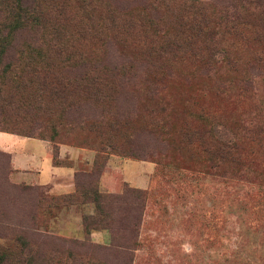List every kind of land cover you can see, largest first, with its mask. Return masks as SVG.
I'll list each match as a JSON object with an SVG mask.
<instances>
[{"label":"rangeland","instance_id":"374dc122","mask_svg":"<svg viewBox=\"0 0 264 264\" xmlns=\"http://www.w3.org/2000/svg\"><path fill=\"white\" fill-rule=\"evenodd\" d=\"M24 2L40 22L16 40L43 50L0 72V148L23 158L43 145L7 133L38 138L77 158L79 186L119 198L96 241L92 204L63 206L0 151V264H264V0ZM14 5L0 0V39ZM210 130L236 136L227 174ZM129 189L147 193L140 222Z\"/></svg>","mask_w":264,"mask_h":264},{"label":"trees","instance_id":"16d2710c","mask_svg":"<svg viewBox=\"0 0 264 264\" xmlns=\"http://www.w3.org/2000/svg\"><path fill=\"white\" fill-rule=\"evenodd\" d=\"M14 7L10 10L11 15V26H10V32L12 35L6 38L0 39V72L3 74L6 72H10V65L11 62L10 59H13L12 54H15L16 52H22L27 51V53H37L40 54L43 50L42 44L39 42L33 41L32 43H25L23 42L20 44L18 40H16V35H18L21 31L27 32V29L32 28V33H34L37 30V26L39 25L37 18H32L33 24L29 21V15L32 13L28 10L31 8V6H27L24 2V0H13ZM152 91V90H151ZM245 133H249L245 129ZM196 134V133H195ZM194 134V135H195ZM190 136L192 135V132L189 133ZM208 135L211 137L209 141L203 143V144H211V142H214V147L216 148V153L214 154V158L217 159L218 167L220 170H222V174H227V170L223 167V165L227 163H232L238 165L239 159H240V148L236 139V136L234 135L232 138H220L213 135L212 130L208 131ZM27 137V136H26ZM30 137V136H28ZM35 138V137H31ZM36 139V138H35ZM38 139V138H37ZM40 140V139H39ZM264 143V141H263ZM53 150H56L53 148ZM209 151V150H208ZM56 153L58 151H53V157H52V163L54 166L59 167H71L70 165H62L59 161H57ZM92 172L86 173L87 175H90ZM233 176L237 175H244V173H240L239 171L231 172ZM99 174V173H98ZM88 177V176H87ZM79 173L75 175V191L72 194L59 196L65 199L63 206H72V205H88L92 204L94 206V211L91 215L84 216L82 218V225H83V232L85 236H89L91 231H99V230H113L116 220L113 217V207L110 205L113 204L116 200H118L119 197L113 196V195H107L104 196L101 194L96 184L94 183L93 189H90L88 187L85 189L83 186H79ZM89 189V190H88ZM88 190L87 192H85ZM85 192V193H84ZM125 195L131 194L134 197V204L129 205L127 210L128 214L130 213H137L132 218H138V222L141 220V215L144 210V206L147 200V193L143 190L139 189H129L126 190ZM83 193L85 200L81 203H77L76 200H71L74 198H77L78 195ZM107 204L109 208L102 207V205ZM132 222V219L130 223ZM126 223H127V217H126ZM129 223V224H130ZM129 224H123V229L129 226ZM120 225V224H119ZM112 232V231H111Z\"/></svg>","mask_w":264,"mask_h":264},{"label":"crops","instance_id":"0c3cea01","mask_svg":"<svg viewBox=\"0 0 264 264\" xmlns=\"http://www.w3.org/2000/svg\"><path fill=\"white\" fill-rule=\"evenodd\" d=\"M3 134L4 133H0L1 137ZM7 134L16 137V140L27 139V141H37L40 144H37L36 146L39 147L40 145H43L44 148L42 152L33 151L28 153L23 158L21 156L16 157L6 149L4 144L5 142L7 143V141H4L1 145L2 148H0V151L10 155V165L12 170L16 172L15 175L17 174V176H19L22 175V173H27V175L31 178V181L29 179L28 184L38 185L56 196H64L74 193L76 185L75 175L82 172L77 168V158H70L72 161L71 167L54 166L52 163V157L50 156V146L47 142L31 137H22L10 133ZM10 142L13 144L15 140L11 139ZM64 152L65 154L67 153L66 156H71L69 154V150H64ZM144 172L145 171H141V173L135 174L134 177L128 180L129 183L136 188H143L146 181L144 178ZM140 176L142 179L136 178ZM91 236L93 239L100 242H107L109 240L108 233L104 231H95Z\"/></svg>","mask_w":264,"mask_h":264}]
</instances>
